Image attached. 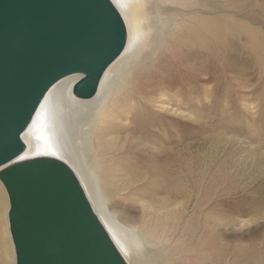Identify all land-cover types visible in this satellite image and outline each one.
I'll return each mask as SVG.
<instances>
[{
  "label": "bare ground",
  "instance_id": "obj_1",
  "mask_svg": "<svg viewBox=\"0 0 264 264\" xmlns=\"http://www.w3.org/2000/svg\"><path fill=\"white\" fill-rule=\"evenodd\" d=\"M109 1L125 25L122 53L107 67L91 98L80 99L73 94L75 83L82 78L78 74L51 86L22 134L24 151L9 165L39 158L60 162L77 180L93 215L124 264H162L160 245L151 242L152 248L145 253L134 249L119 219L107 209L102 182L86 172L80 155L105 153L123 158L116 170L123 176V189L143 184L137 189L138 196L161 193L170 201L188 195L196 171L190 167V158L182 159L181 153L193 144L178 140L180 132H193L195 127L199 133L215 132L204 141L223 140L227 132H233L222 105V100L227 99V84L235 81L225 74L239 70L228 60L229 36L240 33L246 45L254 48L262 47V40L249 28L229 24L222 9L221 13L214 12L213 0ZM255 57L262 60L257 63L262 72L263 57L259 52H255ZM259 78L264 81L262 75ZM213 85L217 87L215 96ZM257 93L256 98L264 107V92ZM165 101L170 107L162 106ZM234 117L235 114L229 116ZM251 130L250 134L256 133L255 127ZM185 134L184 138L193 137L192 133ZM250 142L264 148L261 137L250 138ZM5 195L8 208L0 187V264L11 260L15 264L6 191ZM220 222V218L214 220L216 224ZM209 232L212 234V230ZM262 244L263 254L254 243L250 248L252 260L264 264ZM211 248L218 254L223 249L214 243L206 244L201 251H186L196 255L187 259L190 264H205L213 260Z\"/></svg>",
  "mask_w": 264,
  "mask_h": 264
},
{
  "label": "water",
  "instance_id": "obj_2",
  "mask_svg": "<svg viewBox=\"0 0 264 264\" xmlns=\"http://www.w3.org/2000/svg\"><path fill=\"white\" fill-rule=\"evenodd\" d=\"M125 44L109 0H0V182L15 264H124L63 164L9 163L51 86L78 74L73 94L93 97Z\"/></svg>",
  "mask_w": 264,
  "mask_h": 264
},
{
  "label": "rangeland",
  "instance_id": "obj_3",
  "mask_svg": "<svg viewBox=\"0 0 264 264\" xmlns=\"http://www.w3.org/2000/svg\"><path fill=\"white\" fill-rule=\"evenodd\" d=\"M213 7L214 12L221 13V9L226 12L229 24L256 32L262 47L252 46L255 50L248 47L240 33L229 36L228 60L239 70L225 74L235 81L227 82V99L222 100V105L233 132H227L223 140L204 141L215 132L199 133L198 127L193 132L178 130L181 134L178 140L193 144L181 153L182 159L190 158V167L196 171L195 183L188 195L170 201L161 193L138 196L137 189L143 184L123 189V176L116 171L123 158L116 159L105 153L80 155L86 172L102 182L107 209L119 219L134 249L145 253L152 248L151 242L160 245L162 264H190L187 258L196 255L186 251H201L212 243L223 249L218 254L211 248L209 254L213 260L205 264H261L251 258L253 243L263 254L264 148L250 142V138L264 140V107L256 98L257 92H264V81L259 78L264 77V70H258L257 63L262 60L255 57V52H259L264 62V0H213ZM241 80L245 81L243 85ZM216 89L213 85V96ZM229 98L234 100L231 102ZM165 103L162 106L170 107ZM231 114L235 117L229 118ZM254 127L256 133L250 134ZM185 133H192L193 137L184 138ZM0 187L8 208L1 183ZM217 218L222 220L220 224L214 223ZM9 264H13L12 260Z\"/></svg>",
  "mask_w": 264,
  "mask_h": 264
}]
</instances>
